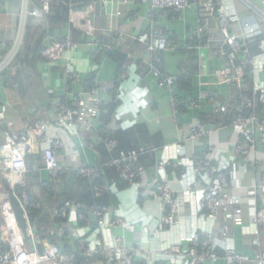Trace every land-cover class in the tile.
Segmentation results:
<instances>
[{"label": "built area", "instance_id": "1", "mask_svg": "<svg viewBox=\"0 0 264 264\" xmlns=\"http://www.w3.org/2000/svg\"><path fill=\"white\" fill-rule=\"evenodd\" d=\"M139 0H126L129 5H136ZM148 2L152 9L172 10L177 13L197 8L199 11L196 33L191 37L194 42L189 49L201 52L208 50L221 54L229 60L230 65L223 70H217V78L227 84H236V106L238 112L234 122L230 124L197 123L190 127L189 138L194 141L212 136L216 132L232 130L237 136L234 149L225 151L214 144H208L204 151L193 157V179L190 186L183 191H174L165 179V172L179 166L177 157L167 154L158 163L157 171L162 175V181L150 189L152 198L160 199L164 204L163 216L153 219L144 231L150 236L152 244L145 250L142 242L135 240L128 243L117 232L125 230L127 221L114 216L108 207L95 206L89 211H83V205L75 201H67L60 207H55L52 216L58 221L56 227L47 236L37 232V227L31 222L33 211H42L45 204L36 201L24 188L29 172L27 157L39 153L43 159L44 169H38L39 183L57 182L64 178L69 169L60 163L61 153L65 150L63 135L79 136V124L87 129L93 124H99L98 141L108 149L117 146V140L107 133L110 123L101 122V115L107 114L105 109L109 102L94 98V93L85 95L72 106L58 102L54 108L56 127H51L47 121L40 120L24 134L11 133L12 122H7L8 105L0 102V264H77L80 257L86 262L93 258L106 259L108 264H143L145 257L158 255L159 264H264V249L257 250L255 257L239 254L228 243L234 237V228L240 226L245 236L262 238L264 235V210H257L249 222H246L243 210L230 193V180L227 169L237 159H242L252 168H262L256 159L258 146L264 145V110L260 119L258 105L264 107V0L256 3L251 0H140ZM11 0H0V14L7 11ZM77 6L79 4H76ZM69 12L71 22L87 20L84 29L85 43L92 52H108L116 50L122 43L135 41L145 46L146 57L151 58L157 53L171 50L167 35L159 30L132 34H117L109 39L100 37L91 15L96 12V6L88 4L86 8L72 7ZM51 13L50 0H24L18 32L12 40L0 39V77L7 70L15 72L17 57L25 45V35L30 25L38 24L47 27L46 17ZM119 13V12H118ZM120 13L118 14V16ZM81 44L74 42L73 33L63 41H49L41 52L43 59L53 68L63 59V55ZM254 53H253V51ZM133 60L128 58L119 74L118 81L125 80L130 74ZM149 70L159 79V85L170 94V101L175 113L189 106L200 109L198 98H180L177 94L182 75H170L153 63L148 64ZM69 80L78 85L79 76L66 72ZM190 74L186 75V78ZM69 88V86H68ZM69 90V89H68ZM238 98V99H237ZM213 105L214 115L223 120L228 115L227 105L218 102L214 93L208 95ZM113 102L117 103L118 98ZM112 103V102H111ZM82 117V118H81ZM9 130H5V129ZM84 148L92 143L81 142ZM145 149L123 153L112 160L108 166L116 168L122 178L134 185L142 178L141 168L136 167L140 153ZM230 153L228 160L227 154ZM78 175L94 182L103 175L102 171L90 164H82ZM43 172L47 176H43ZM8 178L15 186V192L26 212L30 222V239L25 241L19 228L9 196L2 185V178ZM19 178L18 180H13ZM259 188L264 189V176L259 182ZM96 196L100 197L112 189L107 184L94 186ZM200 200H196L197 192ZM258 188L249 190L255 196ZM185 218L190 221L187 228ZM248 223V224H247ZM215 227L219 229L216 234ZM183 228H186L185 230ZM190 228V229H189ZM45 236V237H44ZM49 236V237H48ZM51 237V238H50ZM54 238V239H52ZM67 243L71 251L65 252L62 243ZM42 245L43 254L39 252ZM142 256L143 259H139ZM145 256V257H144Z\"/></svg>", "mask_w": 264, "mask_h": 264}, {"label": "crops", "instance_id": "2", "mask_svg": "<svg viewBox=\"0 0 264 264\" xmlns=\"http://www.w3.org/2000/svg\"><path fill=\"white\" fill-rule=\"evenodd\" d=\"M23 5L24 0H11L9 9L0 14V33L8 37L7 40L13 39L18 32ZM95 6L96 12L91 15L101 31L100 37L109 39L124 33L135 35L156 28L155 30L168 34L171 50L154 54L149 58L146 57L145 46L140 43L135 41L122 43L120 49L133 60V63L129 76L123 81H118L120 66L105 56L99 60L93 59L91 48L83 43L78 48L66 52L56 68L47 62H39L37 65L39 76L30 83L29 90L27 89L28 92L24 96L19 95L18 89L11 90L6 87L0 77V102L8 105L6 121L13 123L11 133L23 134L32 128L34 121L39 117L47 120L51 127H56L55 105L62 100L71 101V104L75 105L82 96L91 94L83 93L81 87L82 81L89 77H92L96 84L94 98L109 103L118 98L111 130L118 133L124 148L138 145L148 151L141 157L140 164L143 168L141 180L134 185L123 184L121 187L113 182L112 196L107 203L114 216L124 218L128 223L125 230H120L117 234L124 237L128 243L135 240L142 242L143 249L148 250L152 241L144 231L153 219H160L164 211L163 202L149 195L154 184L162 181V175L157 171L158 163L163 157L168 156L167 154H171V157L176 156L179 166L166 171L165 179L177 192L190 186L194 182L192 160L196 154H200L211 143H215L221 150L232 152L238 140L230 129L223 132L215 131L211 137L199 141L189 138L190 127L193 125L201 123L209 126L212 123L214 104L209 101L208 95L214 93L219 103L229 106L228 109L234 111L231 122H234L238 115L235 108L240 101L236 100L234 84L223 83L215 75L217 70L228 68L230 63L227 58L212 50L183 52L190 51L191 37L196 33L199 19L197 8H190L175 16L171 10H154L150 3L140 0L136 5H129L126 0H97ZM70 31V27L58 29L55 36L46 39L45 42L47 44L51 40H64ZM195 55L197 58L193 60ZM150 63L170 75H183L186 74L183 71H192L196 68V73H187L190 74L193 89L189 93L184 92V97H181L200 99V109L186 106L175 113L169 92L159 85L158 77L147 69ZM68 70L80 78V82L70 93L68 92L70 80L66 74ZM263 110L264 107L258 105L256 111L260 119H263ZM78 124L79 136L63 135L66 147L61 153L60 163L69 169V172L82 164L97 165L101 160L95 149L99 142L97 139L99 124H93L88 129ZM82 141L92 143L94 147L84 148ZM258 144L256 159L261 162L262 168L254 169L244 160L237 159L227 169L230 193L243 210L246 222L250 221L257 210H264V189L259 188V182L264 176V145ZM226 158L230 159V153ZM43 176H47V173L43 172ZM255 186L258 192L251 196L248 192ZM196 195V200H200L199 191ZM53 209L45 204L44 210L51 217L49 215L45 217L48 222L42 226L44 231L50 232L58 223L52 216ZM185 224L187 228L190 226L188 218H185ZM215 230L217 234L219 229L215 227ZM228 245L239 254L255 257L257 250L264 249V235L260 239L245 236L242 228L236 226L234 237ZM138 258L143 259L142 256ZM145 258L143 264H159L158 255L155 253ZM90 264L108 263L106 259L93 258ZM168 264L174 263L171 260ZM218 264L226 262L222 260Z\"/></svg>", "mask_w": 264, "mask_h": 264}, {"label": "trees", "instance_id": "3", "mask_svg": "<svg viewBox=\"0 0 264 264\" xmlns=\"http://www.w3.org/2000/svg\"><path fill=\"white\" fill-rule=\"evenodd\" d=\"M96 1L97 0H50L51 13L49 14V16L46 17L47 27L39 26L36 24L30 25L28 27L26 35H25V45L23 47V50L17 57V61L15 64V67L17 68V70L15 72L7 70L3 73L2 79L4 80L6 87L10 88L11 90H14V88H16V90L18 89L19 90L18 92L20 93L19 95L24 96L27 94L29 87H30V83L39 76L38 69H37L38 63L42 61L46 62L41 55V52L44 50V48L47 45L45 41L46 39H51L53 36H55L58 29L61 30V29L70 27L73 33L74 42H77L80 44L85 43L84 29L86 28L88 22L87 20L71 22V19L69 17V12L71 10L70 6L73 5L72 6L73 8L83 9V8H86L88 4H91V3L95 4ZM76 4H79V5L77 6ZM171 12L175 14V16L178 15V13L175 11L171 10ZM148 32L150 33L151 30L149 29ZM166 35L169 40L168 34ZM7 38L6 36L4 37L2 33H0L1 40H7ZM101 39L106 40L104 39V37H101ZM60 41H63V40H60ZM190 43L193 44L194 42L191 41ZM189 50L190 51L186 50L183 52L190 53L191 49ZM92 53H93L92 58L95 60H99V58H102V56H105V57L110 58L114 62H116L120 66V72L123 71V67L128 60L127 54H125V52L122 51L120 48H117L116 50H113L111 52L108 51V52H92ZM196 56L197 55L193 57V60L197 58ZM139 64H141L140 61H139ZM147 69L149 70V68ZM183 72L186 74H183L181 76L180 81H179V86H178V95H180L178 97L180 98L184 97L183 96L184 92L189 93L193 89L191 78L190 77L186 78L187 73H190V72L196 73L197 70L196 68H194V70L192 71H183ZM68 83H69L68 92L69 93L73 92L76 85H74V83H72L71 81ZM233 86H234L233 91L236 92L237 91L236 84H234ZM81 87L83 89V93H93L94 90L96 89V84H95L94 79H92V77L91 78L89 77L82 81ZM60 103L66 106H72L71 101L62 100ZM116 106H117V103L112 102L105 107L108 113L101 115L100 117L101 122L103 121L107 123L111 122ZM228 112H229L228 115H226L223 120H218L213 112L211 115L212 117L211 124H220V123L230 124L231 119H233L232 113H234V111L230 109ZM40 120L47 121L43 117H39L37 121L36 120L34 121L33 126ZM5 130H9V129L6 128ZM107 133L111 135L115 140H117V146L113 149H108L104 143L100 141L97 143L95 149L99 153L101 160L95 166H97L103 173L100 179L94 182H91L90 180L79 176L78 171L75 169V170H72V172H68V174L64 178H62L60 181H57V182L45 181V182L39 183V174L37 173V170L44 169L42 156L41 154H38V155L29 154L27 157L29 172L27 174V181H26L27 183H26L24 190L27 193H29L34 199H36V201L44 203L47 206H51L53 208L60 207L65 202L70 201V200L79 202L80 204H82L83 211L85 212L89 211L91 208L95 206L108 207L107 201L108 199L111 198L113 190L103 196L98 197L96 196L93 190L94 186H102V185L107 184L112 189L111 185L113 182H115L118 187H121L123 184L129 186V183H127L122 178L120 172L116 168L108 166V164L112 160L120 157L123 153L127 154L133 151H138L142 147L138 145H134V146H128L124 148L122 146V143L119 139L120 137L117 132L109 129ZM145 135L148 139V135L146 133ZM147 151L148 150L145 149L144 153L142 154L140 153L139 160H138L136 167L143 169L140 164L141 157ZM47 215L49 214H47L45 210L33 211L31 213L32 224L37 227V232L45 236L48 235L47 234L48 231H44L42 229V226L47 221L45 219ZM49 216L51 217V215ZM56 223H57V220H56ZM62 247L65 252L71 251V248L67 243L63 242ZM76 263L77 264H90V261L86 262V260L84 261L79 257Z\"/></svg>", "mask_w": 264, "mask_h": 264}, {"label": "water", "instance_id": "4", "mask_svg": "<svg viewBox=\"0 0 264 264\" xmlns=\"http://www.w3.org/2000/svg\"><path fill=\"white\" fill-rule=\"evenodd\" d=\"M1 182H2L4 190L7 192L9 196L10 203L13 208L15 217L17 219L19 228L21 229L24 235L25 241L28 242L30 239V222L21 204V201L16 195L15 186H13L10 180L6 177L2 178ZM0 226H1V221H0ZM39 252L43 254V249H42L41 244H39Z\"/></svg>", "mask_w": 264, "mask_h": 264}, {"label": "rangeland", "instance_id": "5", "mask_svg": "<svg viewBox=\"0 0 264 264\" xmlns=\"http://www.w3.org/2000/svg\"><path fill=\"white\" fill-rule=\"evenodd\" d=\"M252 2L256 3L258 0H251Z\"/></svg>", "mask_w": 264, "mask_h": 264}, {"label": "bare ground", "instance_id": "6", "mask_svg": "<svg viewBox=\"0 0 264 264\" xmlns=\"http://www.w3.org/2000/svg\"><path fill=\"white\" fill-rule=\"evenodd\" d=\"M19 178H15V179H13V180H18Z\"/></svg>", "mask_w": 264, "mask_h": 264}]
</instances>
